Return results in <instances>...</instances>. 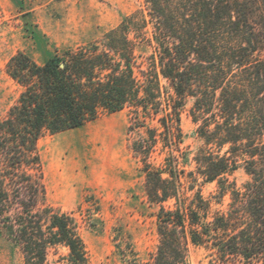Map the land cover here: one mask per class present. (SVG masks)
I'll list each match as a JSON object with an SVG mask.
<instances>
[{"label":"trees","instance_id":"16d2710c","mask_svg":"<svg viewBox=\"0 0 264 264\" xmlns=\"http://www.w3.org/2000/svg\"><path fill=\"white\" fill-rule=\"evenodd\" d=\"M143 4L98 41L41 62L23 51L10 57L6 71L20 92L0 120V229L24 264H47L57 245L71 264H90L75 218L46 203L38 140L130 107V128L145 131L131 147L157 205L158 243L145 264H188L189 241L211 245L209 264H264V0ZM143 40L152 51L138 62ZM189 100L202 141L194 169L179 168L173 154L151 164L158 137L181 142L180 112ZM154 119L158 126L150 127ZM240 164L249 180L237 187L229 175ZM199 177L216 182L220 197L229 194L226 213L207 218Z\"/></svg>","mask_w":264,"mask_h":264},{"label":"rangeland","instance_id":"374dc122","mask_svg":"<svg viewBox=\"0 0 264 264\" xmlns=\"http://www.w3.org/2000/svg\"><path fill=\"white\" fill-rule=\"evenodd\" d=\"M140 8H144L143 0H0V120L20 92L6 71L11 56L23 51L41 62L57 51L98 41L125 15ZM151 51L148 42L138 41L137 61L144 62ZM190 106L189 100L180 112L181 142L166 145L158 137L162 141L150 150L151 164L160 166L173 154L182 161L179 168L194 169L193 156L202 141L195 133ZM132 121L130 107L102 111L78 128L46 133L38 140L46 203L75 218L90 264H145L158 243L157 205L147 197L143 163L131 147L145 131L130 128ZM148 125L158 126L155 119ZM187 179L185 173L184 185ZM229 179L242 187L249 175L240 164ZM198 184L209 202L207 218L226 213L229 194L220 197L214 181L203 182L199 177ZM67 253L62 245L50 247L46 263L71 264ZM215 257L210 244L188 242V264H209ZM0 264H24L20 249L1 229Z\"/></svg>","mask_w":264,"mask_h":264}]
</instances>
